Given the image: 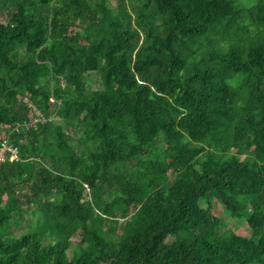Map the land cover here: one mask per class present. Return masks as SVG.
<instances>
[{
	"label": "trees",
	"instance_id": "1",
	"mask_svg": "<svg viewBox=\"0 0 264 264\" xmlns=\"http://www.w3.org/2000/svg\"><path fill=\"white\" fill-rule=\"evenodd\" d=\"M5 146L0 264H264V0H0Z\"/></svg>",
	"mask_w": 264,
	"mask_h": 264
},
{
	"label": "rangeland",
	"instance_id": "2",
	"mask_svg": "<svg viewBox=\"0 0 264 264\" xmlns=\"http://www.w3.org/2000/svg\"><path fill=\"white\" fill-rule=\"evenodd\" d=\"M0 160H2V151L0 152ZM214 206H215V205H214ZM218 210H219V208L216 207V210H215V211H217V213H221V212H219ZM123 222H126V219L123 220ZM244 225H245V224H244ZM244 225L241 226V227L239 228L238 232L241 233V234H244V235H246V234H250V231H249V229L247 228V225H246V226H244Z\"/></svg>",
	"mask_w": 264,
	"mask_h": 264
},
{
	"label": "built area",
	"instance_id": "3",
	"mask_svg": "<svg viewBox=\"0 0 264 264\" xmlns=\"http://www.w3.org/2000/svg\"><path fill=\"white\" fill-rule=\"evenodd\" d=\"M2 151V159H4V157H5V155H6V146L3 148V149H1L0 150V152ZM14 157H16L17 156V150L15 149L14 150V155H13Z\"/></svg>",
	"mask_w": 264,
	"mask_h": 264
}]
</instances>
